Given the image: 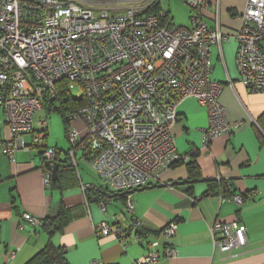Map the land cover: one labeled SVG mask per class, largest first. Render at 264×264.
I'll return each mask as SVG.
<instances>
[{"label": "built area", "instance_id": "2783aa9c", "mask_svg": "<svg viewBox=\"0 0 264 264\" xmlns=\"http://www.w3.org/2000/svg\"><path fill=\"white\" fill-rule=\"evenodd\" d=\"M153 1L111 13L112 7L84 0H0V156L14 162L18 148L40 147L43 165L56 162V148L46 143L47 118L36 121L35 114L43 109L45 96L58 99L57 84L66 82L61 90L84 101L64 111L68 153L83 150L93 170L123 194L130 213L134 190L189 157L176 150L172 135L184 100L193 98L207 111L202 148L242 125L226 119L219 101L222 84L211 77V47L233 38L242 84L264 94V0H245L241 25L229 32L220 26L218 0L215 26L202 17L205 0H183L194 10L189 27L161 23L156 14L145 13ZM50 176H44L46 184ZM246 196L226 198L240 206ZM100 208L105 210L104 203ZM23 217L34 226L42 224L29 213ZM139 226L134 220L133 227ZM176 230L177 222L170 220L159 235L170 238ZM246 230L237 221L213 223L214 253L230 257L234 248L246 251ZM108 235L122 246L128 243L120 222L95 225V237ZM136 240L143 236L137 234ZM159 244L158 239L146 242L147 251L135 264L156 263ZM162 250L166 257L175 254L167 244Z\"/></svg>", "mask_w": 264, "mask_h": 264}, {"label": "crops", "instance_id": "0c3cea01", "mask_svg": "<svg viewBox=\"0 0 264 264\" xmlns=\"http://www.w3.org/2000/svg\"><path fill=\"white\" fill-rule=\"evenodd\" d=\"M205 1L202 17L215 26L216 0ZM218 1L221 28L237 30L245 0ZM236 50L233 38L211 47V77L222 84L219 101L227 121L242 125L202 148L207 111L193 98L184 100L177 107L172 135L176 150L189 157L134 190L133 212L125 209L123 194L93 170L83 150L68 153L70 143L66 149L55 143L58 168L48 184L44 176L50 170L42 163V148H18L14 162L0 156V264H26L48 242L64 250L69 264H135L152 239L160 242L155 249L160 259L154 264H264V126L260 124L264 94L251 93L242 84ZM48 133L47 126L46 140ZM25 139L30 143V136ZM188 163L193 165V176ZM214 182L220 183V189ZM244 193L240 206L226 198ZM61 207L69 210L71 218L52 234L23 217L29 213L43 220ZM134 220L140 222L138 228L133 227ZM170 220L177 222L176 233L163 238L159 231ZM102 221L120 222L128 231L127 245L112 235L95 237L94 227ZM233 221L247 228V250L234 248L230 257L214 253L212 224ZM137 234L142 241L136 240ZM164 244L175 250L174 256L162 254Z\"/></svg>", "mask_w": 264, "mask_h": 264}, {"label": "trees", "instance_id": "16d2710c", "mask_svg": "<svg viewBox=\"0 0 264 264\" xmlns=\"http://www.w3.org/2000/svg\"><path fill=\"white\" fill-rule=\"evenodd\" d=\"M145 13L156 14L157 16H159L161 23H165L167 21L171 22L169 10H166L162 6L160 0H154L145 9ZM65 84L66 82L57 84L58 99H52L49 96H45L43 100V109H46L47 112H50L52 110L57 111L63 118L65 109H72L84 103L83 100H76L70 96H67L66 92L61 90V87L65 86ZM65 124L67 126L66 122ZM260 124L264 126V114L260 117ZM178 163L180 162H177L175 164ZM187 166L193 176V165L191 163H188ZM219 184L214 182V186L216 189H220ZM70 218L71 216L69 210L67 208L61 207L55 216H48L43 219L41 226L47 231L48 234H52L56 231L61 230V228L70 220ZM26 264H69V262L65 257L64 250L48 242L45 247L37 252Z\"/></svg>", "mask_w": 264, "mask_h": 264}, {"label": "rangeland", "instance_id": "374dc122", "mask_svg": "<svg viewBox=\"0 0 264 264\" xmlns=\"http://www.w3.org/2000/svg\"><path fill=\"white\" fill-rule=\"evenodd\" d=\"M147 1L148 0H84V2L94 7L107 6L109 9L113 8L110 10L111 13L114 11H121L122 8H125L128 5L134 3H146ZM160 2L166 10H169L171 22L174 25L184 27L190 25V17L194 14V10H192V8L183 0H160ZM77 89L78 87L75 86L72 88V91L75 92ZM45 116L47 118L49 132L46 140L47 145L49 147H54L56 143L58 149H66L69 145V140L67 132L68 125L66 126L64 118L57 111L52 110L47 112L46 109H43L35 114V120L37 121L40 118H45ZM2 123L3 121L1 119V124ZM61 152L63 154V150H61Z\"/></svg>", "mask_w": 264, "mask_h": 264}, {"label": "water", "instance_id": "95a60500", "mask_svg": "<svg viewBox=\"0 0 264 264\" xmlns=\"http://www.w3.org/2000/svg\"><path fill=\"white\" fill-rule=\"evenodd\" d=\"M44 164L50 170L52 179L56 178L58 163L57 162L50 163L49 161H46Z\"/></svg>", "mask_w": 264, "mask_h": 264}]
</instances>
